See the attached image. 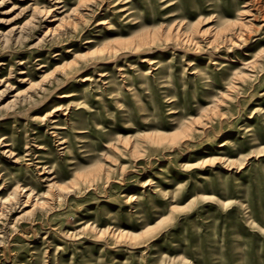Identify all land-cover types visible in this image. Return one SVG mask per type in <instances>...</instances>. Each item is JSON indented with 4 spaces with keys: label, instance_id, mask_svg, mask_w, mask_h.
Returning <instances> with one entry per match:
<instances>
[{
    "label": "rangeland",
    "instance_id": "obj_1",
    "mask_svg": "<svg viewBox=\"0 0 264 264\" xmlns=\"http://www.w3.org/2000/svg\"><path fill=\"white\" fill-rule=\"evenodd\" d=\"M0 264H264V0H0Z\"/></svg>",
    "mask_w": 264,
    "mask_h": 264
},
{
    "label": "bare ground",
    "instance_id": "obj_2",
    "mask_svg": "<svg viewBox=\"0 0 264 264\" xmlns=\"http://www.w3.org/2000/svg\"><path fill=\"white\" fill-rule=\"evenodd\" d=\"M57 8H58V7H57ZM52 17H55V18H56V17H57V14H54ZM104 22H105V21H104ZM142 42H143V40H142ZM140 43H141V41H140ZM143 43H144V42H143ZM146 43H147V41H146ZM146 43H145V44H146ZM173 43H174V42H173ZM141 44H142V43H141ZM178 45H179V44H178ZM145 60H146V59H145ZM30 195H31V193H29V194L27 195V197H29Z\"/></svg>",
    "mask_w": 264,
    "mask_h": 264
}]
</instances>
